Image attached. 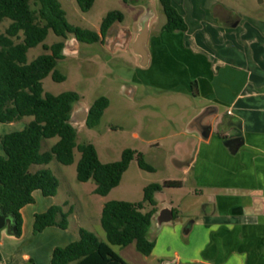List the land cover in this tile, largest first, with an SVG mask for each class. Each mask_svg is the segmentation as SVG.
Returning <instances> with one entry per match:
<instances>
[{
  "label": "crops",
  "instance_id": "1",
  "mask_svg": "<svg viewBox=\"0 0 264 264\" xmlns=\"http://www.w3.org/2000/svg\"><path fill=\"white\" fill-rule=\"evenodd\" d=\"M155 20L154 14L145 68L146 83L156 94L149 98L167 100L186 115V137L175 145L170 162L184 173L185 179L177 180L181 188L189 182L194 190L183 209L166 200L160 207L163 192L156 195V215L168 206L177 217L160 229L153 217L149 238L156 245L146 258L158 264H264V23H248L219 3L211 13L200 11L191 33L189 26L185 32L165 31L166 18L152 34ZM2 127L0 138L15 132ZM34 195L35 203L22 209V235L2 232L0 264H37L23 243L32 234L35 215L57 204L39 191ZM64 210L73 208L65 203ZM55 229L47 228L36 240L46 233L66 240V246L76 240ZM49 246L39 251H46L51 264L57 245Z\"/></svg>",
  "mask_w": 264,
  "mask_h": 264
},
{
  "label": "trees",
  "instance_id": "2",
  "mask_svg": "<svg viewBox=\"0 0 264 264\" xmlns=\"http://www.w3.org/2000/svg\"><path fill=\"white\" fill-rule=\"evenodd\" d=\"M96 0H77L80 9L88 12ZM166 15L164 30L167 32L187 31L188 25L173 5L172 0H159ZM9 20L5 32L0 30V123L9 124L33 117L22 130L2 136L4 150L0 156V207L6 213H13L17 222V237L22 235V209L35 203V192L44 197L58 194L60 181L48 168L32 171V166H47L54 160L69 166L75 162V150L81 154L77 163V179L96 183L94 193L107 196L118 187L131 162L137 158L141 169L154 172L144 155L136 150L126 149L120 161L102 163L92 143H77V129L70 123L74 105L81 96L74 91L59 95L44 93L43 80L50 74L56 82H63L66 76L57 69V61L64 57L65 43L50 47L29 62L30 49L43 44L49 33L62 38L74 35L80 43H104L108 31L124 21L119 11L109 12L103 19L100 31L71 25L66 12L58 0H0V24ZM194 88L196 83L193 84ZM110 100L99 97L89 108L86 125L96 127ZM58 138L48 150H43L46 140ZM182 182L168 180L163 184L153 183L145 187L144 199L131 203L112 200L104 204L101 225L107 242L85 228L79 229V238L65 247H56L51 264H129L114 249V246L136 245L138 252L149 256L155 241L149 232L153 217L158 212L156 195L164 188H181ZM72 210L54 205L46 212L36 214L33 233L37 235L49 227L67 230ZM175 218L177 213H175Z\"/></svg>",
  "mask_w": 264,
  "mask_h": 264
},
{
  "label": "rangeland",
  "instance_id": "3",
  "mask_svg": "<svg viewBox=\"0 0 264 264\" xmlns=\"http://www.w3.org/2000/svg\"><path fill=\"white\" fill-rule=\"evenodd\" d=\"M58 1L71 25L96 32L100 31L101 23L109 12L119 11L124 14V21L112 27L107 34L108 38L115 40L112 45L114 49L108 48L105 42L80 43L77 54L66 55L57 61V69L66 76V80L56 82L51 74L43 80L44 93L59 95L66 91L77 92L81 100L74 105V109L81 106L90 108L101 96L110 100V106L96 127L90 128L86 124L75 126L77 143H92L102 163L120 161L124 150L132 149L142 153L146 161L155 168L154 172L145 171L139 167L135 158L124 173L120 185L104 197L92 192L96 187L93 180L86 183L78 181L76 168L81 157L78 150H75V162L72 165L65 166L54 160L48 166H42L50 169L60 181L58 194L49 200L60 206L69 203L73 208L69 216L68 229L58 228L55 231L69 238L75 236L77 240L79 229L85 228L95 233L101 241L107 242L106 233L101 225V209L106 202L112 200L141 202L144 199V189L148 185L185 179L184 173L172 166L170 156L177 142L186 137V115L171 107L167 100L153 101L149 98L150 95L156 94V89L148 87L146 83L148 68L140 66V58L133 52L132 46L138 31V23L143 14L151 11L156 15L152 34L166 20L159 0H96L88 12L80 9L77 0ZM172 2L189 26V33L193 31L195 17L200 11L211 13L215 3L227 6L248 23L258 20L264 23V0H172ZM9 24V20L3 21L0 30L5 32ZM120 26L127 28L133 36L125 49L117 48ZM69 38H73V35L62 38L51 31L43 44L29 50L28 61H33L41 54L51 53L50 50L46 51L43 45L50 47L56 43H66ZM32 120L33 117H25L14 122V127H6L5 124H0V127L4 126L2 131L5 129L19 131ZM57 141L58 138L46 140L43 150L49 149ZM0 155H4L1 139ZM193 190L194 187L189 182L183 188H164L163 194L158 197L159 206H163V200L173 204L176 209L180 206L182 209L190 206L193 199L188 195L193 193ZM39 234L34 235L32 231L23 247L34 252L37 264H48L50 261L48 254L45 250L41 252L39 249L45 245L65 247L66 240L50 233L41 235L36 240ZM113 249L129 264H141L146 260H148L146 264H158L152 257L146 258L138 252L135 245L114 246Z\"/></svg>",
  "mask_w": 264,
  "mask_h": 264
},
{
  "label": "water",
  "instance_id": "4",
  "mask_svg": "<svg viewBox=\"0 0 264 264\" xmlns=\"http://www.w3.org/2000/svg\"><path fill=\"white\" fill-rule=\"evenodd\" d=\"M153 16H154L153 12L147 11L140 18L138 23V31L132 46L133 52L135 53L136 56L140 58L139 64L143 68L147 67L149 64V52L147 45L149 39L150 23ZM108 37L109 36L106 35L105 43L109 48H112V45L115 43V40ZM117 39L118 40L116 42H118L117 43L118 48L120 47L122 49H125L132 40V33L127 28L121 27V32L120 34L118 33ZM79 48H80V42L73 35V38H69L68 41L65 43L64 48L62 50V54L64 56L75 55L78 53ZM112 49H114V47ZM88 113H89V108L83 106L75 108L72 113L70 123L74 127L76 125L86 124ZM209 134H210V127H208L207 131H205L204 134L205 138H207ZM173 219H174L173 210L168 206L162 208L160 212L155 216V222L159 229L162 227V225L172 222ZM4 230H7V232L11 235H16L18 231L17 222H16V217L13 213H6L4 209L0 207V239L2 232ZM168 264H176V262H170Z\"/></svg>",
  "mask_w": 264,
  "mask_h": 264
}]
</instances>
